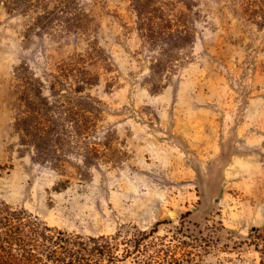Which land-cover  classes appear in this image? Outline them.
<instances>
[{
	"label": "rangeland",
	"instance_id": "obj_1",
	"mask_svg": "<svg viewBox=\"0 0 264 264\" xmlns=\"http://www.w3.org/2000/svg\"><path fill=\"white\" fill-rule=\"evenodd\" d=\"M0 200L264 264V0H0Z\"/></svg>",
	"mask_w": 264,
	"mask_h": 264
},
{
	"label": "trees",
	"instance_id": "obj_2",
	"mask_svg": "<svg viewBox=\"0 0 264 264\" xmlns=\"http://www.w3.org/2000/svg\"><path fill=\"white\" fill-rule=\"evenodd\" d=\"M171 223L163 219L148 230L83 234L0 200V264H207L211 241L183 223L160 233Z\"/></svg>",
	"mask_w": 264,
	"mask_h": 264
}]
</instances>
